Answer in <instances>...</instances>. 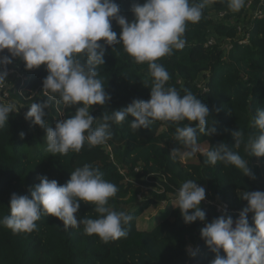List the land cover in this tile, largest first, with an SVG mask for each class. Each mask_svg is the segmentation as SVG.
I'll return each instance as SVG.
<instances>
[{"label": "trees", "instance_id": "trees-1", "mask_svg": "<svg viewBox=\"0 0 264 264\" xmlns=\"http://www.w3.org/2000/svg\"><path fill=\"white\" fill-rule=\"evenodd\" d=\"M115 2L120 14L131 22L132 4H142L144 0ZM220 12L225 15L220 17ZM239 24L249 35L245 44L235 41ZM112 29L119 38L120 27L114 20ZM210 36L216 42L205 46ZM184 38L182 50H173L171 55L157 61L170 75L166 87H174L181 95L190 90L208 106L206 128L212 127L215 132L200 134L198 142L210 148L225 143L248 160L251 177L221 162L206 164V157L199 153L195 161L171 155L174 148L183 151L174 138L176 123L154 121L149 128L134 130L130 127L134 119L131 116L121 123H112V137L105 144L85 143L78 153L52 155L46 151L44 129L24 118L32 103L47 99L42 90V80L48 74L46 68L41 65L26 70L22 60L13 58L7 70L14 68L20 77L7 76L10 84L7 91L11 103L19 110L10 112L5 126L0 128V219L10 214L11 195L30 196L39 177L47 176L64 184L75 168L91 164L118 188L108 206L130 214L133 220L125 226L126 238L108 243L96 235H86L82 225L65 228L61 221L45 213L31 233L13 234L0 225V264H210L215 254L201 239L200 229L221 215L231 216L235 221L247 203L239 198V192L264 191V156H249L243 144L235 149L232 136L237 129L243 131L245 139L257 134L251 120L256 110L264 107V15L252 19L245 6L232 12L226 0H215L205 6L198 23L187 25ZM228 43H232L231 48H227ZM105 49V63L97 70L111 99L103 106L90 107L89 113L97 119L96 123L103 114L120 110L133 99L148 100L153 79L147 64L135 63L122 44L106 45ZM2 55L10 53L5 49L0 52ZM80 106L65 109L53 102L45 109L44 119L49 127H54L58 119H66ZM187 123L182 121L179 126ZM21 132L25 134L23 138ZM186 180H194L206 190L205 199L209 203L200 204L205 213L203 222L198 219L185 223L180 210L174 207L175 193ZM219 202L226 203L228 209L217 212L215 204ZM161 203L167 205L164 213L141 225L140 218L147 210ZM94 207L80 202L76 215L95 219L98 214ZM252 216L253 213L248 214L250 226ZM188 246L198 250L194 257L188 254ZM220 255H224L222 250Z\"/></svg>", "mask_w": 264, "mask_h": 264}, {"label": "clouds", "instance_id": "clouds-1", "mask_svg": "<svg viewBox=\"0 0 264 264\" xmlns=\"http://www.w3.org/2000/svg\"><path fill=\"white\" fill-rule=\"evenodd\" d=\"M214 2H135L130 8L134 20L129 22L120 14L115 0H0V52L7 49L10 53V56H0V89L7 83L6 66L12 64L13 58L22 60L26 70L45 66L48 74L42 80V90L47 99L32 103L24 118L44 129L46 151L52 155H67L69 151L78 153L85 143L89 146L105 144L112 137V123H121L131 116L134 119L130 127L134 130L149 128L154 121L176 123L174 138L183 146V151L174 148L171 155L187 160L199 153L206 157V164L221 162L239 170L243 176L251 177L248 160L225 143H218L214 148L200 145V134L215 132L212 127L206 128L208 106L190 90L181 95L174 87H166L170 75L157 62L171 55L173 50L185 47L187 25L198 23L205 6ZM226 2L232 12H239L246 4V0ZM113 20L120 27L119 38L112 29ZM116 44H122L135 63L147 64L153 78L150 98L146 101L133 99L126 107L103 114L96 123L97 119L89 113L90 107L103 106L111 99L97 69L105 63V46ZM53 102L65 109L77 104L82 106L76 107L66 119H58L54 127H49L44 119L45 109ZM18 110L15 103L0 102V128L5 126L9 113ZM182 121L188 123L179 126ZM251 125L257 129V134L245 139L243 131H233V147L239 149L243 144L249 156L262 157L264 107L256 110ZM24 135L20 133L21 138ZM38 179L30 196L13 193L10 197V214L0 219V225L13 234L31 233L37 228L41 214L45 213L57 218L65 228L82 225L86 235H96L104 243L128 236L125 226L133 217L108 206L118 188L103 178L98 167L91 164L77 167L64 184L49 180L47 176ZM238 195L247 203L235 221L231 216L221 215L200 229L201 239L215 254L210 264H264V191H242ZM205 196V188L194 180L181 183L175 193L174 207L180 210L185 223L205 220V213L200 208ZM80 202L94 205L97 218H78ZM249 213H253L251 226ZM187 251L194 257L198 250L189 247Z\"/></svg>", "mask_w": 264, "mask_h": 264}, {"label": "built area", "instance_id": "built-area-1", "mask_svg": "<svg viewBox=\"0 0 264 264\" xmlns=\"http://www.w3.org/2000/svg\"><path fill=\"white\" fill-rule=\"evenodd\" d=\"M245 10L247 11L248 15L253 18H261L264 15V0H249L245 5ZM225 15L224 12H220L219 16L223 17ZM237 33L238 37L235 39V41L238 44H245L248 42V33L244 32L243 25L239 24L237 25ZM215 39L210 36L205 44V46L213 45L215 44ZM232 43L227 44V48H231ZM8 76L10 75H16V77H20L19 74L16 73L15 69L12 68L8 70ZM16 73V74H15ZM9 92L7 91V87L5 86L3 89H0V102L3 103H11L9 102ZM202 186V185H199ZM204 187V186H202ZM203 203H209L206 199L203 200ZM215 209L217 212L226 211L228 209V206L224 202H219L215 204Z\"/></svg>", "mask_w": 264, "mask_h": 264}, {"label": "rangeland", "instance_id": "rangeland-1", "mask_svg": "<svg viewBox=\"0 0 264 264\" xmlns=\"http://www.w3.org/2000/svg\"><path fill=\"white\" fill-rule=\"evenodd\" d=\"M10 85V84H9ZM9 85L6 83V87L9 88ZM11 101V98H9V102ZM202 147H206V144H200ZM196 157L193 158H189L187 160H183V161H195ZM146 190V188H145ZM167 209V205H165L164 203H161L159 205L156 206H152L149 210H147V212L145 213L144 216H142L140 218V224L141 225H147L149 223V219L157 214H162L164 213V211ZM152 222V221H151ZM152 224V223H151ZM151 224L148 225V227H151ZM190 246H188L189 248ZM191 248V247H190Z\"/></svg>", "mask_w": 264, "mask_h": 264}]
</instances>
